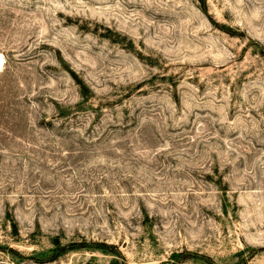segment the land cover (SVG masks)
I'll return each mask as SVG.
<instances>
[{"label": "rangeland", "instance_id": "374dc122", "mask_svg": "<svg viewBox=\"0 0 264 264\" xmlns=\"http://www.w3.org/2000/svg\"><path fill=\"white\" fill-rule=\"evenodd\" d=\"M0 58V264H264V0H0Z\"/></svg>", "mask_w": 264, "mask_h": 264}, {"label": "trees", "instance_id": "16d2710c", "mask_svg": "<svg viewBox=\"0 0 264 264\" xmlns=\"http://www.w3.org/2000/svg\"><path fill=\"white\" fill-rule=\"evenodd\" d=\"M94 244H95L94 245L95 247H92V248H96V249L101 250V251H103L105 253L114 252L113 249H108L110 247L111 248H115L114 245H110L109 246V245H107L105 243H103V244L94 243ZM80 246H82V245H77L75 243L62 245L60 243V241H57L56 246L52 249L54 255H53V257H50V259H48V260L55 259V258H57L58 255H60V254H62L64 252H68V251H71V250H76V249L80 248ZM177 256H178V258L175 260V262H178L180 264L183 263V262H186L187 260H191L190 257H187L184 254L177 255Z\"/></svg>", "mask_w": 264, "mask_h": 264}, {"label": "bare ground", "instance_id": "6f19581e", "mask_svg": "<svg viewBox=\"0 0 264 264\" xmlns=\"http://www.w3.org/2000/svg\"><path fill=\"white\" fill-rule=\"evenodd\" d=\"M0 60H1V58H0Z\"/></svg>", "mask_w": 264, "mask_h": 264}]
</instances>
